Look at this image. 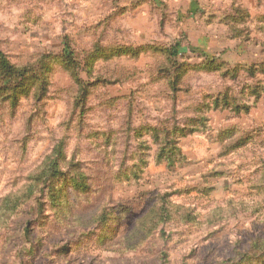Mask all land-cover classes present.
Returning <instances> with one entry per match:
<instances>
[{
	"label": "rangeland",
	"instance_id": "1",
	"mask_svg": "<svg viewBox=\"0 0 264 264\" xmlns=\"http://www.w3.org/2000/svg\"><path fill=\"white\" fill-rule=\"evenodd\" d=\"M0 53V264H264V0H0Z\"/></svg>",
	"mask_w": 264,
	"mask_h": 264
},
{
	"label": "trees",
	"instance_id": "2",
	"mask_svg": "<svg viewBox=\"0 0 264 264\" xmlns=\"http://www.w3.org/2000/svg\"><path fill=\"white\" fill-rule=\"evenodd\" d=\"M66 49H70V48H66ZM134 50H136V53L138 52V50L137 49H134ZM139 53V52H138ZM177 52H174L173 54H176ZM0 57H1V67L3 68V69H9L8 70V72H9V74H11V75H15L16 73H17V71L15 70V69H13L12 68V66H10L9 65V61L6 59V57L2 54V53H0ZM105 215L103 214V217H104ZM101 219H104V218H101ZM29 222H27V226H25V229H24V231H23V233L24 234H26L27 236H28V234H29V232H30V226H29Z\"/></svg>",
	"mask_w": 264,
	"mask_h": 264
}]
</instances>
